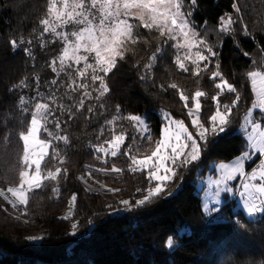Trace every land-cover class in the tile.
Returning a JSON list of instances; mask_svg holds the SVG:
<instances>
[{"label": "trees", "instance_id": "obj_1", "mask_svg": "<svg viewBox=\"0 0 264 264\" xmlns=\"http://www.w3.org/2000/svg\"><path fill=\"white\" fill-rule=\"evenodd\" d=\"M232 3L233 0H198L194 21L201 34L207 32L209 44L219 53L212 58L209 67L215 70L219 63L224 78L234 84L241 100L233 110V123L228 131L216 137L215 144H209L200 162L181 170L183 181L179 190L177 185L181 181L177 177L165 196L150 205L126 210L119 202L127 199L134 204L136 199L142 198L137 189L148 187L146 173L128 171L130 161L122 153L117 157L106 156L107 163H104L100 154L89 146L111 139L109 128L100 135L101 126L116 114L117 105L124 115L148 117L154 140L159 138L162 112L189 124L185 102L180 100L177 89L168 87L170 83H176L189 96V107H192L191 96L195 91L207 93L200 98L204 122L216 110L211 97L219 92L215 88L218 79L210 80V72L193 77L190 72L179 71L174 63L176 50L170 45L165 47L163 54H157L148 73L143 66L155 52L156 41L142 42L109 73L110 93L103 100L107 110L100 109L97 103L95 115H90L85 108L73 120L61 125L70 138L67 145L56 143L64 163L50 160L45 168L67 169L66 175L62 173L58 182L45 181L41 188L28 193V204L17 209L0 196V264H264V215L248 218L240 210L232 212L234 203L230 201L221 206L218 223H206L209 215L203 213L196 191L197 180L211 162L231 160L246 151L239 128L254 97L246 73L252 70L254 60L259 61L264 56L260 51L264 48V0H237L248 25V36L244 35L239 23L232 26L231 34L219 31V18L225 13L234 14ZM46 9L47 0H0V190L19 184L22 142L18 134L24 119L19 108L20 96L33 97L37 88L48 95L51 89L63 98L64 103L72 104L65 97L66 76L59 78L62 86L50 84L57 77L49 64L59 55L62 42L52 44L49 42L51 35L46 34L44 40L47 43L42 47L39 31L33 32L34 28L42 31L39 20ZM141 31L147 35L146 30ZM21 37L34 42L13 49L9 40ZM24 47L31 48L32 57L25 55ZM142 75L147 79L142 80ZM21 80H26L28 86L10 91ZM69 94L78 102L79 91ZM233 99L234 93L225 92L220 103L231 104ZM89 103L96 102L86 101V105ZM55 114L60 115L59 111ZM27 119H30V113ZM121 125L127 136L122 151L133 143L135 136L140 148L137 152L134 147L133 153L141 157L148 154L154 143L141 140L127 120L117 122L116 132L121 131ZM49 128L55 130L54 125ZM97 136H100L99 140ZM113 165L123 169L122 174L91 170H110ZM86 172H90L94 180L119 191L106 197L89 189L81 179ZM54 188L58 192H54ZM167 191L172 194L167 195ZM74 194L76 201L67 216ZM65 216L68 219H64ZM73 223L77 224L75 235L71 234ZM170 236L174 237L175 243L168 248L166 242Z\"/></svg>", "mask_w": 264, "mask_h": 264}, {"label": "snow or ice", "instance_id": "obj_2", "mask_svg": "<svg viewBox=\"0 0 264 264\" xmlns=\"http://www.w3.org/2000/svg\"><path fill=\"white\" fill-rule=\"evenodd\" d=\"M198 6V0H47L46 12L39 20L42 31L34 28L33 32L39 31L38 39L42 47L47 43L44 40L46 34L52 37L50 43L62 42L63 47L59 55L49 64L57 77L52 79L50 84L62 86L63 82L59 78L62 75L66 76L65 97L68 101H72V104L64 103L63 98L57 96L51 89L48 95L41 93L37 88L33 97L20 96L19 108L24 119L22 130L18 134L22 142V152L19 156V184L6 190L15 198L13 207L16 204L27 205L28 193L41 188L45 181L58 182V177L62 173L66 175L67 169L55 167L53 171L50 167L45 168L50 160L61 165L64 163L56 143L63 142L67 145L70 138L61 125L73 120L76 114L81 113L85 108L90 115H95L97 103L100 109L106 111L103 100L110 93L107 83L109 73L117 67L119 61L126 59L127 54L132 52L136 45L142 42L150 44L152 40L156 41V48L149 57V62L143 66L145 71L151 72L157 54H163L165 47L170 45L176 50L174 63L179 71L190 72L193 77H200L203 72H210V80H219L215 83V88L219 89V92L211 97L216 104V110L207 118V122H204L200 98L205 97L207 93L201 90L195 91L191 96L192 107H189V96L180 90L176 83H170L168 87L177 89L180 100L185 102L184 107L188 110L187 116L191 121V127L195 129L194 132L189 130L183 120L173 118L168 112H162L159 138L154 140L148 117L124 115L121 107L117 105L116 114L110 120H105V124L101 126L100 135L104 134L105 128H109L112 132L111 139L101 144L90 143L89 146L95 153H103L104 156L117 157L122 153L130 161L128 171L146 173L148 187L143 190L137 189V192L142 193V198L136 199L134 204L127 199L119 202L126 210L150 205L155 199L165 196L166 190L177 177L181 181V184L177 185L179 190L183 181L181 170L200 162L209 144H215V138L228 131L233 123V110L238 107L241 100L234 84L224 78L219 63H216L215 70L209 67L212 58L217 57L219 53L209 44L207 32L201 34L194 21ZM232 8L234 14L225 13L219 18V31L231 34L232 26L239 23L244 35H250L237 0H233ZM142 29L146 30L147 35L141 31ZM33 42V40L25 41L22 37L9 40L13 49H19L25 43L31 45ZM23 51L25 55L33 56L31 48L24 47ZM260 51L264 52V48ZM244 55L247 56L248 53L245 52ZM189 64L192 67H189ZM251 69L246 76L255 99L242 117L243 123L239 128L246 137L248 150L228 163L220 162L213 165L218 178L210 177L208 180V189L215 187L211 196L214 205H220L222 192L238 195L244 212L250 217L264 215V56L259 61L254 60ZM140 78L147 79V76L142 75ZM36 80L38 84L39 77ZM27 86L26 80H21L19 84L13 85L10 91ZM78 91L80 96L77 102L69 93ZM225 92L234 93L235 99L231 104L221 105L220 97ZM86 101L96 103L86 105ZM254 109H259L258 115L254 116ZM57 111L60 113L59 116L55 114ZM29 113L30 119H27ZM121 120L131 122L141 140L146 139L154 143L151 155L141 157L133 153L134 147L137 152L140 148L135 136L132 137L133 143L122 151L127 139L126 130L121 125V131H115L117 122ZM49 125H54L55 130H51ZM99 139L100 136H97V140ZM256 160L259 161L258 164ZM103 162L107 163V160ZM248 162L256 164L250 172L245 170ZM96 171L122 174L123 169L113 165L110 170L96 169ZM237 178L239 182L231 186L230 182L236 181ZM53 191L58 192V189L54 188ZM109 191H119V189H109ZM171 194V191H167V195ZM4 195V190H0V196ZM75 201L74 194L70 203L74 204ZM203 211L210 215L220 212L221 209L209 208L205 203ZM63 218L68 219L67 216ZM71 227L73 229L71 234L75 235L77 224L73 223ZM174 243V237L170 236L166 246L171 248Z\"/></svg>", "mask_w": 264, "mask_h": 264}, {"label": "rangeland", "instance_id": "obj_3", "mask_svg": "<svg viewBox=\"0 0 264 264\" xmlns=\"http://www.w3.org/2000/svg\"><path fill=\"white\" fill-rule=\"evenodd\" d=\"M62 47H63V45H62ZM254 99H255V96L253 97V100ZM250 107H251V105H250ZM253 112H254V116L255 115H258L259 114V109H254ZM255 112H257V114ZM245 113H244V115H245ZM242 123H243V120H242L241 124ZM185 124H186V126L189 127V130L190 131H193V132L195 131V129H193L191 127V121L189 122V124H187V123H185ZM249 131H250V129H249ZM242 136H243V138L245 139V142H246V137L243 134H242ZM105 147H107V145ZM153 148H154V146L152 147V149L150 151H148L149 153L146 154L145 156L151 155V151L153 150ZM246 150H248V149L246 148ZM105 157L106 156H104L103 153H100L101 160H104ZM231 160L221 161V162L228 163ZM254 160H255V157H254ZM218 163H220V162H211L208 165L207 171H205V173L197 180V183H196V191H197V194L200 196V199H201L202 211H203V205L205 203L208 204V207L212 203L211 196H212V193H214V191H215V187L213 186L211 189H208V180H209L210 177L212 179H217L218 178V174L215 172V169L213 167V165L218 164ZM258 163H259V161L256 160V164H258ZM256 164H253L252 162L246 163L245 170L250 172L252 170V168H254L256 166ZM91 170H94L95 172H99V173H105V174L109 173V172H103V171H96V169H93V168H91ZM81 179H82V181L84 182V184L89 189L94 190V191H99V192L103 193L106 197L112 195L115 192V191H109V189H114L112 186H109V185H107V184H105L103 182H98V181L94 180L90 176V172H86L85 174H83L81 176ZM237 179H239V178H237ZM235 183H236V181H232V182H230V185L231 186H234ZM6 190L7 189L4 190L5 195L3 196V198L11 205V207H13V203L15 202V198L12 197L11 194L8 193ZM220 200H221V203L218 206L221 207L223 204H225L227 202H230V201H233L234 205L231 207L232 212H236L237 210H240V211H242V213L245 216H247L248 218H250V216H248L244 212V210L242 208V205L240 203V199H239V196L238 195H231V194H226V193H223L222 192L221 193V196H220ZM21 206H24V205L16 204V206L13 207V208L17 209V208H19ZM72 207H73V205H72V203H70V205H69V212H68V215L67 216H69L71 214ZM203 213H204V211H203Z\"/></svg>", "mask_w": 264, "mask_h": 264}, {"label": "built area", "instance_id": "obj_4", "mask_svg": "<svg viewBox=\"0 0 264 264\" xmlns=\"http://www.w3.org/2000/svg\"><path fill=\"white\" fill-rule=\"evenodd\" d=\"M239 182V179L236 180V183L237 184ZM212 207H219L221 209L220 212L218 213H212L208 216L207 220H206V223L207 222H213V223H218L219 220H220V216H221V213H222V208L218 205H214L213 203L210 204L209 208H212Z\"/></svg>", "mask_w": 264, "mask_h": 264}, {"label": "crops", "instance_id": "obj_5", "mask_svg": "<svg viewBox=\"0 0 264 264\" xmlns=\"http://www.w3.org/2000/svg\"><path fill=\"white\" fill-rule=\"evenodd\" d=\"M247 217V216H246Z\"/></svg>", "mask_w": 264, "mask_h": 264}]
</instances>
